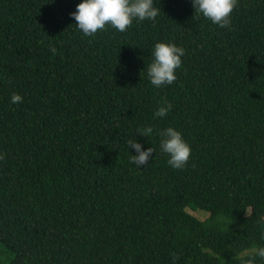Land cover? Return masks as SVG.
Instances as JSON below:
<instances>
[{
  "label": "trees",
  "instance_id": "16d2710c",
  "mask_svg": "<svg viewBox=\"0 0 264 264\" xmlns=\"http://www.w3.org/2000/svg\"><path fill=\"white\" fill-rule=\"evenodd\" d=\"M80 2L0 0V264H245L264 246V0H237L226 28L154 0L155 20L92 36ZM160 41L185 55L156 88ZM167 127L191 145L181 169ZM129 138L154 147L148 165Z\"/></svg>",
  "mask_w": 264,
  "mask_h": 264
},
{
  "label": "clouds",
  "instance_id": "9594fccd",
  "mask_svg": "<svg viewBox=\"0 0 264 264\" xmlns=\"http://www.w3.org/2000/svg\"><path fill=\"white\" fill-rule=\"evenodd\" d=\"M237 0H191L195 13H200L213 24L221 28L230 26V17ZM159 9L154 6V0H81L76 10L70 15L77 22L76 27L85 35L92 36L106 25L117 31L124 32L134 20H155ZM55 51V48L52 49ZM150 64L146 66L150 83L156 88L171 85L177 79L176 69L182 64L185 50L172 42L160 41L155 43ZM13 104L23 101V97L13 93L10 97ZM171 110V104L162 105L155 110V117H165ZM141 135L149 137L154 130L151 126L138 130ZM160 137V148L168 155L167 163L174 169L183 168L189 161L191 145L184 139L183 134L174 127H167L157 133ZM129 146L136 154L130 156V163L137 168L148 165L154 147L144 148L139 140L129 138ZM264 259V246L255 250V255L246 260L245 264H256V258ZM173 256V264H175Z\"/></svg>",
  "mask_w": 264,
  "mask_h": 264
},
{
  "label": "rangeland",
  "instance_id": "374dc122",
  "mask_svg": "<svg viewBox=\"0 0 264 264\" xmlns=\"http://www.w3.org/2000/svg\"><path fill=\"white\" fill-rule=\"evenodd\" d=\"M188 212L192 215H194L195 217H197L200 220H205L208 218L209 213L206 211H203L201 209L198 210H192L191 208H187Z\"/></svg>",
  "mask_w": 264,
  "mask_h": 264
}]
</instances>
